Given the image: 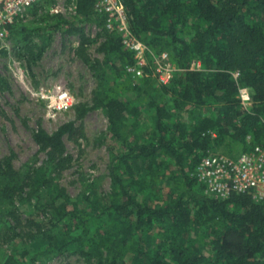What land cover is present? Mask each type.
I'll list each match as a JSON object with an SVG mask.
<instances>
[{
	"label": "trees",
	"instance_id": "1",
	"mask_svg": "<svg viewBox=\"0 0 264 264\" xmlns=\"http://www.w3.org/2000/svg\"><path fill=\"white\" fill-rule=\"evenodd\" d=\"M94 1L77 0L78 13L95 17ZM123 2L137 37L153 51H169L181 71L169 84L143 90L139 105L116 96L96 101L109 135L123 148L112 153L107 193L91 186L72 197L60 184L73 161L64 138L76 133L74 123L52 134L38 131L35 141L46 153L38 168L23 172L11 158L0 161V218L13 222L5 239L12 248L3 264H37L70 253L90 264H264V199L233 194L217 200L192 176L201 159L226 140L241 153L262 143L264 0ZM63 25L80 32L73 23ZM34 30L9 27L33 63L46 49V42L31 38ZM80 33L76 55L93 70L119 73L134 64L119 36L108 32L105 61H93ZM193 62L200 67L192 69ZM239 87L250 91L249 109L240 104ZM141 106L149 124L140 121ZM90 109L81 107L79 116ZM194 110L199 113L185 120L183 114ZM130 127L139 129L136 140L128 135ZM161 183L167 187L160 189Z\"/></svg>",
	"mask_w": 264,
	"mask_h": 264
},
{
	"label": "rangeland",
	"instance_id": "2",
	"mask_svg": "<svg viewBox=\"0 0 264 264\" xmlns=\"http://www.w3.org/2000/svg\"><path fill=\"white\" fill-rule=\"evenodd\" d=\"M143 3L138 0L139 6ZM76 7L77 0H40L27 10L23 18L17 20L16 25L40 30L43 34L41 38L35 30L31 33L36 44L46 42L43 56L35 63L25 49H19L11 35L5 44H0V161L11 158L14 168L23 172L31 167L38 168L46 160V153L35 141L38 131L52 134L64 124L74 123L76 133L73 137L64 138L66 152L73 161L60 177V184L72 197H77L91 186H95L100 194L109 192L112 153L123 150L122 144L109 135L107 118L101 107H95L96 101L106 96H116L135 105L141 104L143 90L150 93L151 88L163 84L153 64V57L170 54L167 50L153 51L148 46L151 54L147 57L148 65L142 78L129 74L127 67L121 68L119 73L108 67L93 70L76 55L81 41L80 32L88 39V55L102 65L105 61L102 46L107 40L106 31L97 17L81 16ZM63 21L73 23L80 32H69V26L63 25ZM192 65L193 68L197 67L196 62ZM58 90L72 96L74 103L70 109L59 111L53 107L54 95ZM81 107L92 109L80 117L78 110ZM140 110V121L149 124L147 109L141 106ZM195 111L183 114L184 119L191 121L199 113ZM208 111L205 110L204 115ZM127 132L135 140L140 136L138 128H127ZM212 151L231 155L234 159L241 155L240 147L228 140ZM164 187L167 184L161 183L159 188ZM26 210L25 207L19 210L23 224L27 223L29 214ZM10 224L13 222L7 223L0 218V264L11 252L12 244L5 241L11 233ZM19 244L22 245L21 241ZM37 264L90 263L70 253Z\"/></svg>",
	"mask_w": 264,
	"mask_h": 264
},
{
	"label": "built area",
	"instance_id": "3",
	"mask_svg": "<svg viewBox=\"0 0 264 264\" xmlns=\"http://www.w3.org/2000/svg\"><path fill=\"white\" fill-rule=\"evenodd\" d=\"M40 0H0V44H5L10 35L9 27L23 18L27 10ZM77 9V7H76ZM93 12L104 31L119 36L122 45L134 57V64L127 66V72L135 78H142L151 54L148 46L141 41L130 26L123 0H95ZM153 64L161 83L169 84L176 73L181 71L170 61L169 54L153 57ZM193 66V65H192ZM200 66L197 64L196 68ZM237 79L239 73H234ZM238 99L243 108L252 106L250 91L239 87ZM73 98L64 90L54 95L53 107L65 111L73 106ZM264 129V115L261 117ZM248 142L251 138L248 137ZM206 189V193L217 200H226L233 194H251L255 201L264 199V138L248 151L234 159L231 155L209 152L201 159L192 174Z\"/></svg>",
	"mask_w": 264,
	"mask_h": 264
}]
</instances>
